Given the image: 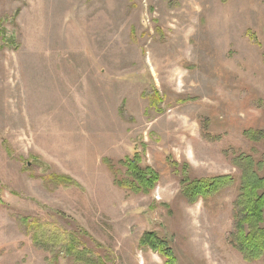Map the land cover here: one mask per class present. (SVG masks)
Listing matches in <instances>:
<instances>
[{
	"label": "rangeland",
	"instance_id": "rangeland-1",
	"mask_svg": "<svg viewBox=\"0 0 264 264\" xmlns=\"http://www.w3.org/2000/svg\"><path fill=\"white\" fill-rule=\"evenodd\" d=\"M248 129H264V0H0V264H50L20 217L105 264H164L149 231L176 264H264L235 246L233 189L181 194L183 176L237 174ZM134 152L159 174L148 193L116 184Z\"/></svg>",
	"mask_w": 264,
	"mask_h": 264
},
{
	"label": "trees",
	"instance_id": "trees-1",
	"mask_svg": "<svg viewBox=\"0 0 264 264\" xmlns=\"http://www.w3.org/2000/svg\"><path fill=\"white\" fill-rule=\"evenodd\" d=\"M242 134L253 146L247 150L232 149L231 161L237 174L201 178L183 176L181 182L184 188L181 194L188 202L193 203L199 198L211 200L226 190L233 189L235 229L232 238L243 258L250 261L264 259V129H248ZM256 145L261 149H256ZM121 163L126 167L127 176L116 180L119 187L140 193H148L155 188L159 174L152 167L140 164L138 152ZM20 223L32 233L35 245L51 255L50 264H58V254L61 252L70 255L75 264H105L101 258L79 249L75 239L58 234L38 218L20 217ZM140 242L157 251L164 258V264H176V255L166 238L149 231L143 233Z\"/></svg>",
	"mask_w": 264,
	"mask_h": 264
}]
</instances>
